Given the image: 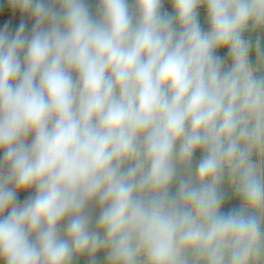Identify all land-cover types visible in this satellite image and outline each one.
Returning <instances> with one entry per match:
<instances>
[{
  "label": "clouds",
  "instance_id": "obj_1",
  "mask_svg": "<svg viewBox=\"0 0 264 264\" xmlns=\"http://www.w3.org/2000/svg\"><path fill=\"white\" fill-rule=\"evenodd\" d=\"M170 2L8 0L34 24L0 30V264H264V0Z\"/></svg>",
  "mask_w": 264,
  "mask_h": 264
},
{
  "label": "crops",
  "instance_id": "obj_2",
  "mask_svg": "<svg viewBox=\"0 0 264 264\" xmlns=\"http://www.w3.org/2000/svg\"><path fill=\"white\" fill-rule=\"evenodd\" d=\"M86 5L89 8L90 15L93 16V18H98V4L97 0H85ZM130 4V11L133 12L135 15V7H134V0H129ZM162 14H168L174 16V8L170 2V0H162V7L160 9ZM198 19L199 23L201 25V28L205 31L209 29V24L207 20V12L205 8L200 7L198 8ZM14 14V21L6 27V29H11L13 33L15 34L16 30L19 28V25L21 23H24L25 25V34H31V30L34 24V20L32 17L28 14H21L19 10L12 9L10 5L8 4V0H0V28L4 26V23L1 21V17H8L10 15ZM245 39H248L251 41L253 46V52L250 56V60L255 66L256 63V55H255V48L257 44V40H259V47L261 54L264 55V31H253L251 28L245 32L244 34ZM216 55H219L225 64L229 63V56L226 49L219 50ZM261 72H257L256 75H261ZM2 155V153H0ZM203 153L200 151H197L193 156L192 161V169L195 170L196 165L199 163L200 159L202 158ZM257 158L254 157V160ZM176 190V185L174 184L172 187V192L174 193ZM221 192L224 195V200L221 204V212L222 213H228L234 209H239L241 201L240 199L234 194L229 184L225 183L221 186ZM35 195V189L20 191L17 193V200L22 204L24 201L29 199L30 197ZM88 211L92 215V228L95 229V219L98 217L100 209L95 205L92 204L89 206ZM63 227V225H62ZM262 230H264V224H262ZM73 264H107L106 256L103 252L96 255L95 258H90L87 255L80 256L74 258Z\"/></svg>",
  "mask_w": 264,
  "mask_h": 264
},
{
  "label": "built area",
  "instance_id": "obj_3",
  "mask_svg": "<svg viewBox=\"0 0 264 264\" xmlns=\"http://www.w3.org/2000/svg\"><path fill=\"white\" fill-rule=\"evenodd\" d=\"M1 21H2V23H4V26L0 30H5L10 35H14V33H11V31L8 28L6 29V27L9 26L14 21V14H12V15H10L8 17L7 16L6 17H1Z\"/></svg>",
  "mask_w": 264,
  "mask_h": 264
},
{
  "label": "rangeland",
  "instance_id": "obj_4",
  "mask_svg": "<svg viewBox=\"0 0 264 264\" xmlns=\"http://www.w3.org/2000/svg\"><path fill=\"white\" fill-rule=\"evenodd\" d=\"M15 19V18H14ZM1 26V25H0ZM1 29V28H0ZM11 31V33H13V31L11 29H9ZM29 35V34H27ZM29 142L31 141V137L28 138Z\"/></svg>",
  "mask_w": 264,
  "mask_h": 264
}]
</instances>
